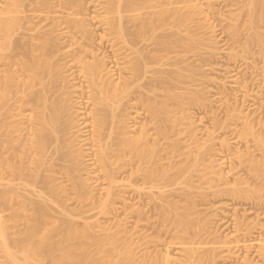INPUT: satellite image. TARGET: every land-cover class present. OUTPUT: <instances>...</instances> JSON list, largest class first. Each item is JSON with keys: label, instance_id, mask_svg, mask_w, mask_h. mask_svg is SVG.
Masks as SVG:
<instances>
[{"label": "bare ground", "instance_id": "obj_1", "mask_svg": "<svg viewBox=\"0 0 264 264\" xmlns=\"http://www.w3.org/2000/svg\"><path fill=\"white\" fill-rule=\"evenodd\" d=\"M25 1L30 0L0 2V264H3V258L11 264H43L46 260L52 264H127L128 257L134 255L132 245L123 248L125 249L123 251L119 246L122 240L113 233L95 236L89 225L83 228L76 226L69 219L68 209L63 206L60 198H55L53 202L61 207L60 212L63 217L52 220L53 226L49 227L48 220L51 214L49 207L41 201H32L30 194L39 192L36 189L38 183L41 184L42 189L52 195H58L63 191L64 186L51 182L50 175L54 172H61L70 178L75 190L86 188L88 192L90 191L87 189V181L82 177V173L81 175L79 173L84 166L81 167L83 158H80V152L75 149L77 143L83 144L82 147L86 145L87 148H92L95 158L91 160L99 164L107 181L105 187L107 197L102 203L103 209L108 210L113 204V197L117 194L115 188L121 183L120 173L123 174L122 171L128 167L125 165L132 166V174L140 173V178L143 175L141 179H146V183L149 180L151 187H160L158 183L163 178L165 180L169 173L172 174L173 170L171 172L167 169L168 166L166 168L160 166L159 143L153 141L151 145L150 142L145 141L149 136L146 124L140 128L139 136L133 137L127 134V128L132 126L128 124L129 119L141 114L133 111L135 114L131 116L129 109L139 107L141 103L146 108L145 111L148 110L152 115V120L157 122L159 134H167L170 128H174L178 114L170 101L179 104L182 100L181 95L175 90L177 83L175 74L181 73L178 71L182 67L181 63L180 66L178 65V60L181 59L177 56L180 57L182 54L175 56L178 60L170 54L181 52L180 48L189 52L193 45L199 42L200 38L197 41L198 38L194 37L192 31L187 29L189 32L186 35L184 34L186 29L185 32L181 31L186 28L189 21H194L196 18L193 17L194 15H189L190 13L187 15L179 12L177 8L171 10L162 0H102L100 2L105 14L95 11L93 15L85 12L83 0H68L69 6L65 8L62 0H59L58 5L61 8L58 9H53L52 0H38L35 11L39 10L41 14H34L35 17L52 23L50 28H44L41 24L33 23V19L22 15L25 13L23 9ZM253 2V6L256 7L252 6L254 11L258 9L261 12L255 11L259 14L251 15L252 25L264 21V0ZM150 8L153 9L152 12L147 11ZM123 12L128 13L124 15ZM89 22L92 25L96 23L104 26L98 37L94 36V29ZM129 23L135 28L134 30ZM62 24L66 26L58 32L56 26ZM230 31L235 39L241 38L238 27L236 29L235 26ZM181 32H184V35ZM253 33L252 38L260 40V33L256 29ZM64 38L68 39L63 41ZM237 39L236 41H240ZM249 40L246 42L248 43ZM104 44L113 51L118 69L124 71L129 69L132 75L126 77L122 75L123 70H121L122 72L116 77L115 72L107 66L105 57L100 56V54L105 55L100 53ZM151 45L153 48H150ZM245 46L248 48L250 44ZM260 50L263 52L260 54L264 55L263 45ZM159 52L165 53L164 56L159 57L157 55ZM237 52L240 53L237 56L243 54L240 51H236V54ZM88 56L91 59H88ZM163 59L175 69L157 72L160 74L159 81H156L158 79L155 77L154 82L153 78L149 79L151 81L146 80L147 72L156 71L151 68L153 67L151 64L164 63ZM124 65L126 68L123 67ZM186 65L192 70L191 64ZM232 76L231 81L240 83L239 79L234 78L235 75ZM145 80L148 81L149 87L148 85L146 87V82L143 84ZM223 84L226 85L225 82L221 83ZM159 85L160 88L165 87L166 92L162 96H145ZM205 98L201 96L199 101H204ZM221 98L223 100V97ZM69 103H72V106ZM73 103L79 108L90 105L91 108L87 107L90 111L81 109L82 111L71 112L75 108ZM28 110L30 113L26 114ZM240 114L239 112V116ZM84 116L87 118L85 119ZM80 117H83L82 122ZM25 118H28L27 124L23 122ZM245 122L246 131L252 134L264 149V135L261 132L256 133L253 125L249 124L251 122L247 123V120ZM89 130L91 135L80 140V132H89ZM128 132L130 133L129 130ZM89 144L91 146L88 147ZM174 146L178 145L174 144ZM168 154L166 157L169 159L171 155L168 157ZM91 160L89 165L93 163ZM86 164L88 165V162ZM251 164L255 173L264 178V156L261 159H252ZM174 166V164L170 166L171 169H174ZM182 167L179 166L176 170H182ZM6 172L9 174L7 180ZM134 186L132 184L134 190L143 187L136 184ZM21 189L25 192H21ZM187 190L186 195L190 200L191 191ZM240 192L238 193L241 194ZM75 193L78 194L76 191ZM79 193L82 197V192ZM28 203L33 205V213L23 218L20 211L22 206ZM6 210H10L11 214L5 215ZM163 217L177 231L178 240L171 241L169 250L171 247L175 248L174 250L179 251L181 256L179 258L171 256L167 248V253L159 256L160 258L154 256V264H160L161 261L163 264H218L216 263L218 256H221L222 260L229 258L231 261L234 257L238 258L239 254H243L237 251L243 252L241 249L249 251L253 247L255 249L258 247L259 256L264 262V238L261 239L260 236V240L255 241L256 243L247 242L248 239L242 240V237L247 235L250 239L253 234L249 233H252V230L256 231L254 227L258 225L252 229L251 226H244L242 221H238L237 227L234 228L235 232L232 230L231 233H226L225 240L215 241L216 244L219 242L217 245L213 242V245H208L212 243L197 241V237L202 235V228L189 212H181L175 202H169L167 208L163 209ZM21 220L25 228L14 232L12 236L10 227ZM236 232L242 233V237ZM187 235L192 236L193 240L186 241ZM126 243L124 246L128 244ZM245 253L241 260L243 264H253L254 262L248 258L250 254L247 257ZM235 254L239 256L236 257ZM20 255L23 256L24 262L20 261Z\"/></svg>", "mask_w": 264, "mask_h": 264}, {"label": "rangeland", "instance_id": "obj_2", "mask_svg": "<svg viewBox=\"0 0 264 264\" xmlns=\"http://www.w3.org/2000/svg\"><path fill=\"white\" fill-rule=\"evenodd\" d=\"M1 1L4 0H0V2ZM37 1L38 0H34L33 2L32 0L25 1L23 7L25 13L22 15L29 17L28 19H33V23L41 24L44 28H50L52 26L50 21L46 22L45 20L36 18L34 15L41 14L39 10L35 11ZM83 1L85 4V12L89 13V15H93L95 11L100 14H105V9L100 2L102 0ZM253 1L255 0H162L171 10L177 8L179 12L187 15L189 13V15H194L193 17L196 19H194V21H189L191 23L189 24L188 22L186 28L184 27V30L182 29L181 31L185 32L186 29V32H183L185 35L188 34L187 32L192 31L194 37L197 36V41L200 38L202 43L200 40L199 42L201 44L196 42V45H200V47L197 46V48L196 45H193L189 52H185L186 50L182 51V48H180L181 52H173L170 54L173 58H179L182 61L177 59L179 61L178 65L180 66L181 63L182 67H180V71H178L181 73L176 72L175 74V78L177 79L175 80L177 82L175 83V90L182 97L181 103H179L181 106L178 103H174L172 100L170 101L171 106H173L174 110L176 108L175 111L178 114H175L177 115V122L174 128H170L167 134H159L157 122L152 120V115H150L149 111H145L146 108L139 103V107H131L129 109L131 116L135 114V111L141 114L135 118L129 119L128 124L130 123L129 126H132L127 128V134L133 135V137L139 136L141 134L140 128L146 124L147 126H145L149 136L145 138V141L147 140L151 145L154 142L157 144L159 143L158 148L160 146L161 151H159L160 166L163 165L164 168L168 166L167 169H170L171 172L173 170V173H175V171L177 173H169V176L165 177V180L163 178V180L160 181L162 182L161 185L160 182L158 183L161 187L160 189V187L157 186L151 187L152 184H149V180H147L146 183V179H141L143 177L142 174L141 178L139 176L140 173H135V175L132 174V166L125 165L126 167L128 166L125 168L127 171L124 169L122 171L123 174L120 173L121 176L119 179L121 183L115 188L117 196L114 195L116 198L113 197V204L108 210H105L102 208V203L105 197H107V190L105 189V187H107V181L104 178L103 171H101V167L96 161L91 160L95 158L92 148L90 147L89 149L86 145L82 147L83 144L77 143L79 139L81 140L83 137H88L91 131L80 132L81 137L76 141L77 144L75 149L80 152V158H83V160L81 159L83 161L81 167L84 166V168H81V172L79 173L80 175L82 173V177L85 178L83 179L88 182L85 181L86 184H88L87 189L90 191L88 192L86 188L85 190L80 189L82 192L81 197L80 191L73 188L74 185L70 178L65 174L63 175L61 172H54L50 175L51 182L52 184H58V186H64L63 191H60L58 195H52L50 192L48 193V191L42 189L41 184L38 183L36 189L39 190V192L30 194L32 201H41L49 207L51 211L48 220L49 227L53 226L52 220L60 219L62 216L60 212L61 207L53 202L55 198H60L62 199L61 202L63 206L65 205L64 207L68 209L67 214L70 215V218H68L73 221L76 226L83 228L89 225L91 228L90 230L95 236H104L107 233H113L122 240V242H119V246L122 247H120L122 250L132 245L134 248V255L128 257L126 263L128 262L129 264H154V256L159 257L167 253L171 241L178 240L176 237L177 231L173 225L166 222L163 217V209L167 208L169 202H175L181 212H189L194 220L198 222V226L202 228V235L197 237V241L200 240L207 244L213 242L215 243L214 245H217L219 242L216 244L215 241L225 240L226 233L229 234L232 230L234 231V228L237 227L236 222L238 221H242L245 224L244 226H251L252 229L256 225L259 226H257L258 228L254 227V230H256L254 232L253 230L251 231L250 228L252 233L249 234L253 235L249 236L252 240L249 239L248 235L247 237H242V233L238 234L236 232L239 237H242L243 241H247L248 239L247 242L253 243L259 241L260 238H264V178L259 177L255 173L251 164L252 159L263 158L264 149L256 138L248 133L244 127L246 126L245 121L247 120V123L251 122L249 124L253 125V129L255 128L254 130L256 133L260 134L261 132V134L264 135V55L262 54V56L260 54L263 53L260 48L262 45L264 46V21H258L252 25L251 20H253V18H251V15H258L261 12L257 9L259 13H255L256 9L254 11V8L256 7L253 6ZM52 2L54 5L53 9L61 8L60 5H58L59 0H52ZM62 3L64 8L65 6H69L68 0H62ZM152 10L153 9L150 8L147 11L152 12ZM123 13L126 15L128 12ZM89 24L94 29V36L98 37L100 32L103 31L104 26L97 25L96 23L92 25L90 22ZM64 26H66V24L58 25L56 29L60 32L61 28ZM130 26L132 30L135 29L132 25ZM235 26L236 29L238 27L240 31L239 34L241 38L238 37L240 41H236L237 37L235 39L230 31L235 28ZM253 26L256 28H252ZM187 29L189 31H187ZM255 29L260 33V40L252 38ZM76 35L78 36V34ZM250 36L253 41H251ZM247 37L248 40L250 38L248 43L246 42L248 41ZM66 39L68 38H64L63 41ZM71 39L72 37L70 40ZM248 44H250V46L247 48L245 45ZM150 48H153L152 45ZM236 51L243 52V54L241 53L242 55L237 56L240 53L237 52L236 54ZM101 52L105 55L100 54V56L105 57L107 66L111 68V70L115 72L116 77H118L123 69H118L111 48L105 45L100 49V53ZM233 52H235V54H233ZM180 53L182 57L177 56L176 58L175 56L177 54L180 55ZM164 54L163 52H159L157 55L162 57ZM235 55L237 57H234ZM87 58L91 59L90 56ZM162 62L165 64H159L157 62L151 64V66H153L151 68L156 71L155 73L151 71L147 72L146 74L148 77L146 80L153 78L152 80L154 82L155 77V79H158L156 81H159L158 77L160 74L157 72L175 69L173 68L174 66H170L165 59H163ZM187 63L191 64L194 69L192 67V70H189L186 65ZM125 65L123 67H125ZM229 69L231 70L230 72ZM128 70H125L126 72L123 70L125 73L122 72V75L124 74L126 77L132 75L130 70ZM151 73L153 77H151ZM232 75H237L236 77L234 76V78L239 79L240 83L237 80L238 84L231 81L233 80V78H230ZM146 80L144 82L142 81L143 84L148 82ZM74 81L75 80H71V82ZM222 82H225L226 85H221ZM242 84L246 89L243 88ZM147 85L149 87L148 83L146 87ZM155 88L153 90L156 92L151 90L147 92L145 96H162V94L166 92L165 87L160 88V85L155 86ZM244 89L247 92L246 94ZM247 89L250 90L248 91ZM146 91H148V89H146ZM150 92L154 93L151 94ZM218 93L220 94L218 95ZM247 94L249 95L246 96ZM201 96L206 98L204 101L200 102L199 99ZM217 97L219 99L223 97V100H221L222 98L219 100ZM214 98H217V100ZM135 101L137 100H134V102ZM69 104L71 105L72 103ZM85 106L86 107L83 108H79L78 106L77 109L74 104L73 107L75 108L72 107L74 110L72 108L70 109H72L71 112H73L77 110H86L87 107L91 108L90 105ZM141 106L144 108L143 110ZM236 107L237 109H235ZM229 109L232 110L230 111ZM86 111L90 110L87 109ZM235 112H238L237 117ZM239 112L241 113L240 116ZM29 113L30 111L28 113L26 112V114ZM228 114L230 116H228ZM232 115L235 117L231 118L233 117ZM82 118L83 117H80V122L83 121ZM27 119L25 118L23 119L24 121H22L27 124ZM174 144H177L178 148L174 146ZM87 146L89 147L91 145L89 144ZM167 152L172 153L168 154ZM167 154L168 157L171 155L170 158L172 161L170 158L169 160L166 157ZM88 157H90V159H87ZM114 158L116 159V157H113V159ZM90 160L93 162L91 165H89ZM86 162H88V165ZM173 164L175 165L173 167L174 169H171ZM178 165L181 167L183 166L182 170H176V168L179 167ZM5 174L7 180L9 174L8 172ZM169 178L171 180L173 178V181ZM130 180L133 182V186L136 184V186L143 187L139 190L135 188V190H137L135 191ZM187 189L191 191L190 200L186 195ZM236 189H239V191ZM75 191L78 192L80 198ZM21 192H25V190L21 189ZM32 207L33 205L30 203L22 206L20 213L23 218L33 213ZM4 213L8 216L11 214V211L6 210ZM22 221L23 220L18 221L16 225L12 224L13 226L10 227L12 236L14 232H18L25 228ZM260 227L262 228L260 229ZM185 240L192 241L193 237L187 235L185 236ZM125 243L127 245L124 246ZM213 243H209L208 245H213ZM256 248L257 249L254 247L250 248L249 251L247 249H241L243 252H240V250L237 252L243 254L246 252L245 255H247V257L249 256L248 254H250L248 258L254 262L253 264H264L263 258L259 256L258 247ZM174 249L171 247L169 250L170 255L179 258L181 253ZM123 251H125V249ZM243 254H239L240 256L237 255L239 256L238 258H230V260L233 259L235 261H229V258L228 260H222V257L218 256L219 258H216V260H218L216 263L243 264L241 261L243 259L242 256H244ZM19 257L20 261L24 262L23 256L20 255ZM2 260L3 264H11L4 258ZM43 264H52V262L46 260ZM160 264H163V261H161Z\"/></svg>", "mask_w": 264, "mask_h": 264}]
</instances>
